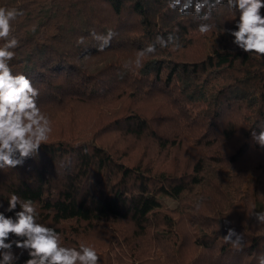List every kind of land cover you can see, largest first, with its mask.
Instances as JSON below:
<instances>
[{"label":"trees","instance_id":"1","mask_svg":"<svg viewBox=\"0 0 264 264\" xmlns=\"http://www.w3.org/2000/svg\"><path fill=\"white\" fill-rule=\"evenodd\" d=\"M167 4L0 0L24 13L12 22L19 45L9 63L39 89L41 110L51 122L81 107L97 117L75 136L52 131L38 155L0 169V212L10 194L30 199L38 222L77 248V236L93 227L123 224L127 233L98 252L100 264H258L264 224L254 213L264 212V148L251 132L264 129V59L224 34L238 19L227 0L208 21ZM201 23L215 27L201 35ZM109 29L116 35L99 52L90 32ZM169 34L178 49L156 44L142 68L131 64ZM199 43V55H189ZM149 101L159 112L141 106ZM230 228L242 249L225 243ZM186 247L195 253L189 260L181 255ZM14 252L16 264L28 259Z\"/></svg>","mask_w":264,"mask_h":264},{"label":"clouds","instance_id":"2","mask_svg":"<svg viewBox=\"0 0 264 264\" xmlns=\"http://www.w3.org/2000/svg\"><path fill=\"white\" fill-rule=\"evenodd\" d=\"M228 7L238 19L233 28H224V34L232 37L231 43L244 53L264 59V0H227ZM224 4V0H168L167 7L178 10L180 14L189 12L201 21H208L212 12ZM18 8L0 7V169L22 166L25 159L38 155L41 145L46 143L52 133L50 118L37 104L39 89L23 73L13 74L10 61L15 57L19 41L12 35V22L23 16ZM215 25L201 23L198 32L206 35ZM116 33L109 29L106 33L90 32L98 42L97 51L102 52L110 46ZM85 37L77 38L76 43H85ZM178 37L169 34L167 39L157 36L155 44L137 52L131 64L139 69L148 55L156 52V44L161 48L170 45L178 49ZM224 51V49H220ZM127 67V66H126ZM252 140L264 148V129L251 132ZM19 206V211H16ZM0 207H3L0 204ZM5 212L14 213L6 216ZM37 208L30 199H21L10 194L8 207L0 212V264H16L19 256L27 252L24 264H100L101 257L96 248L81 243L79 247L64 246L60 234L53 227L38 222ZM258 224H264V212L254 213ZM225 243L242 249V237L234 229H229L223 237ZM258 264H264V254L258 257Z\"/></svg>","mask_w":264,"mask_h":264},{"label":"rangeland","instance_id":"3","mask_svg":"<svg viewBox=\"0 0 264 264\" xmlns=\"http://www.w3.org/2000/svg\"><path fill=\"white\" fill-rule=\"evenodd\" d=\"M203 49L202 43L197 44L194 48L187 50L189 55L195 56L199 55L200 51ZM186 51V52H187ZM145 106L149 111L159 112V104L152 101L148 103L141 104ZM57 121H53L52 129L55 133H63V135L75 136L79 131L82 132L83 129H89L94 126L97 122V117L95 112L90 107H81L73 113L60 114ZM70 134V135H69ZM169 206H174V203L168 202ZM182 225V224H181ZM122 229L127 233V229L123 224H113V225H101L99 227H93L90 232L83 236H77L79 243L94 246L97 252L109 249L108 246L112 242L113 236H118V232H122ZM182 238H186V230L182 229L179 231ZM181 255L185 260L191 259L195 253L189 251V247L183 248Z\"/></svg>","mask_w":264,"mask_h":264}]
</instances>
